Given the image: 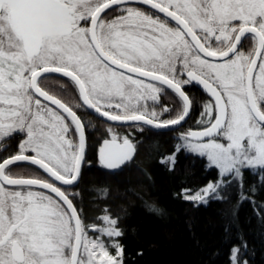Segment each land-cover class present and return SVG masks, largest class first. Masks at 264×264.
<instances>
[{
	"label": "snow or ice",
	"instance_id": "obj_1",
	"mask_svg": "<svg viewBox=\"0 0 264 264\" xmlns=\"http://www.w3.org/2000/svg\"><path fill=\"white\" fill-rule=\"evenodd\" d=\"M113 11L119 15L106 19ZM242 38L254 41L248 54L238 50ZM50 74L69 78L82 104L107 120L155 128L184 121L193 104L184 86L201 85L213 98L201 114L205 126L182 133L176 152L206 157L218 179L187 200L220 199L217 190L233 179L242 185L244 170H264V0H0V150L23 137L0 162V264H124L118 219L101 217L105 226H93L99 236L90 238L73 199L56 186L80 177L86 136L73 108L41 86ZM165 86L182 109L160 120L147 102ZM107 131L99 160L118 169L136 148ZM18 162L48 179L12 176ZM161 162L172 170L175 154ZM240 252L233 247L232 264H248Z\"/></svg>",
	"mask_w": 264,
	"mask_h": 264
},
{
	"label": "trees",
	"instance_id": "obj_2",
	"mask_svg": "<svg viewBox=\"0 0 264 264\" xmlns=\"http://www.w3.org/2000/svg\"><path fill=\"white\" fill-rule=\"evenodd\" d=\"M64 81L71 86V94L50 90L65 103L74 99L78 103L77 107L68 105L85 125L87 153L78 183L62 190L73 199L86 228L99 224L104 215L118 219L124 233L119 238L124 264H232L233 247L241 249L240 258L248 264H264V170H244L242 185L229 184L220 199L209 198L203 203L184 198L218 179V170L210 167L205 157L185 150L176 152L174 134L203 128L198 121L211 99L202 90L184 87L193 104L182 129L116 126L117 141L128 136L136 154L128 164L109 171L100 163L97 147L110 138L107 129L111 125L85 109L74 83ZM167 92L173 102L161 101L160 109H169L164 119L176 117L182 109L178 96ZM173 154L176 163L170 170L171 164L161 161ZM23 173L39 178L45 175L35 166Z\"/></svg>",
	"mask_w": 264,
	"mask_h": 264
},
{
	"label": "flooded vegetation",
	"instance_id": "obj_3",
	"mask_svg": "<svg viewBox=\"0 0 264 264\" xmlns=\"http://www.w3.org/2000/svg\"><path fill=\"white\" fill-rule=\"evenodd\" d=\"M134 7H138V8H140L141 9V7H142V5H140V4H134L133 5ZM143 8H145L144 6H143ZM146 10L148 9V8H145ZM150 12H151V14H156L154 11H152V10H150V9H148ZM110 11V10H109ZM105 15V17L106 18H108L109 16L111 17V19L113 18V17H115L116 15H119V14H117V12H115V11H113V12H111V14L110 15H108L107 13H105L104 14ZM161 18H163V16H161ZM110 19V18H109ZM253 47H254V41L252 40V39H250V38H245L244 40H243V43L241 44V46H240V48L238 49L239 51H242V52H247L248 51V53L253 49ZM50 80H58V81H63L64 82V80H65V78L64 77H61V76H59V75H55V74H50L49 76H48V78L47 79H43L42 80V83H41V86L45 89V90H47V91H49V93L50 94H53V93H51V90H50ZM191 85V84H190ZM167 90H169L168 88H166V87H164L163 88V90H162V92L159 94V103H155V104H153L152 106L153 107H155V110L158 112V113H160L161 112V109H160V103H161V95L163 94V95H165V94H168V92H167ZM53 95H55V94H53ZM162 95V96H163ZM57 98H59V97H57ZM60 99V98H59ZM160 115H161V113H160ZM160 115H159V118H161L160 117ZM137 125H140V124H137ZM135 126V125H134ZM184 127V126H183ZM179 129H182L181 127L179 128ZM178 129V130H179ZM190 129H188V131H189ZM182 134V133H181ZM23 137L22 136H20V135H17L16 137H14V138H12V139H9V140H7L6 142H5V144H6V149H4V150H0V162H2V160L4 159V158H7L8 156H10V155H13V154H16V152H17V146H18V143L20 142V140L22 139ZM108 140H110V139H108ZM119 142V141H118ZM103 146V144L101 143V145H99V147H97V151H98V153H99V150H100V148ZM29 166H34V165H32V164H29V163H26V162H18L17 164H14V165H11V166H9V169H8V171L10 172V174L12 175V176H14V177H24V178H29V176H28V174L26 173V174H24L23 172L24 171H29ZM36 167V166H35ZM38 168V167H37ZM41 170V169H40ZM43 171V170H42ZM45 175H42L40 178H43V179H48V177H47V174L46 173H44Z\"/></svg>",
	"mask_w": 264,
	"mask_h": 264
},
{
	"label": "rangeland",
	"instance_id": "obj_4",
	"mask_svg": "<svg viewBox=\"0 0 264 264\" xmlns=\"http://www.w3.org/2000/svg\"><path fill=\"white\" fill-rule=\"evenodd\" d=\"M146 8V7H145ZM145 8H143V6L141 7V9L140 10H142V11H144V12H147V13H150L151 14V12L147 9H145ZM117 14H119V12H117ZM111 19V17L109 16L108 18H106V19ZM114 18V17H113ZM109 19V20H110ZM245 54H248V51L247 52H245ZM50 89L52 88V89H55V93H57V91H60V92H63V93H66V95H69V94H71V92H72V90H71V86L68 84V83H66L65 81L63 82V81H58V80H50ZM187 86H189V85H187ZM187 86H184V87H187ZM58 87V88H57ZM59 89V90H58ZM53 92V91H52ZM163 95V94H162ZM161 95V100L160 101H164V100H167V101H169V102H173V100L170 98V97H168V96H166V94L165 95H163L162 96ZM63 97V96H62ZM63 100H65L64 99V97H63ZM69 100H70V97H69ZM76 100L74 99L73 100V102H69V101H67L66 100V103L67 104H75L74 106H78V103L77 102H75ZM148 103V105H149V110H151V108L153 107L152 105L154 104L152 101H148L147 102ZM156 103H159V99H158V101L156 102ZM86 109V108H85ZM204 110V109H203ZM161 115H160V117L161 116H163L164 115V112L161 110ZM213 115H215V113H213ZM160 120H168V119H164V118H159ZM170 119H172V118H170ZM201 119H202V116L200 117V119H199V121H198V126H200V127H204L205 126V124L204 123H200V121H201ZM111 125V124H110ZM131 126H134V125H130V126H128V127H131ZM110 128H112L113 129V131H115V125H111V126H109ZM122 127H127V126H122ZM115 128V129H114ZM188 132V129L187 130H185L184 132H182V133H187ZM70 135H72V138L75 140V137H73V134H70ZM181 135V134H180ZM180 135H178V134H174V137H175V139H176V145L178 144V143H181V141H180V139H179V137H180ZM110 138L109 139H111V134H110V136H109ZM206 141V140H205ZM220 142H224V143H226V141H224V140H221ZM186 152H189V151H187V150H185ZM189 153H192V152H189ZM192 154H194V155H197L196 153H192ZM206 158V157H205ZM207 159V158H206ZM209 163V162H208ZM218 170V169H217ZM258 169H253V171H257ZM213 183V182H212ZM231 183H239L237 180H235V179H233L232 180V182ZM230 183V184H231ZM229 184H227L226 186H224V187H221V188H219L217 191H218V193H219V196L220 197H222V195H223V193L221 192L222 191V189L223 188H227V186H228ZM203 189V188H202ZM36 190H38V189H36ZM196 194V193H195ZM194 194V195H195ZM209 198H215V195L214 194H210L206 199L208 200ZM93 226H95L96 228H101V227H104L105 226V224H104V221L103 220H101V222L99 223V224H97V225H91V226H89L88 228H86V231H87V234H88V236L90 237V238H96V237H98L99 236V233L97 232V231H94L93 230ZM102 239H104V241H105V244H106V246H108L109 247V251L113 254V255H115V252H113V250L115 251V249L114 248H112L110 245H109V240H107L108 238L107 237H101ZM240 258V257H239ZM241 259V258H240ZM242 260V259H241Z\"/></svg>",
	"mask_w": 264,
	"mask_h": 264
},
{
	"label": "water",
	"instance_id": "obj_5",
	"mask_svg": "<svg viewBox=\"0 0 264 264\" xmlns=\"http://www.w3.org/2000/svg\"><path fill=\"white\" fill-rule=\"evenodd\" d=\"M140 5H142V4H140ZM142 6H144V5H142ZM144 7H146V8H148V9H150V10H152L149 6H144ZM152 11H154V10H152ZM155 12V11H154ZM245 38H242V42H241V44L243 43V40H244ZM241 46V45H240ZM240 46H238V49L240 48ZM258 65H259V61H258ZM55 75H59V76H61V77H63L61 74H55ZM64 78H66V79H69V78H67V77H64ZM70 80V79H69ZM71 81V80H70ZM192 86H195V87H197L198 89H200V90H202L211 100L213 99L211 96H210V94H208L207 92H206V90H204L203 89V87L201 86V85H198V84H191ZM166 87V86H165ZM167 88V87H166ZM169 90H171V89H169ZM172 91V90H171ZM79 94V93H78ZM80 97V96H79ZM80 100H81V98H80ZM81 103H82V100H81ZM84 106V105H83ZM92 115H94L96 118H98V119H100V120H102V121H104V122H106V123H108V124H111V125H115V126H130V125H137V124H142V125H145V124H143V122H121V121H109V120H107V118H105V117H102V116H100L99 114H97V113H95L94 112V110H92L91 108H89V107H87V106H84ZM191 112H192V107H191V109H190V112H189V115L185 118V120L184 121H182L179 125H170L169 127H167V128H155V127H153V126H150V125H146V126H148V127H150V128H152V129H154V130H156V131H173V130H175V129H179L180 127H183L185 124H186V122L189 120V118H190V115H191ZM190 130H201V129H190ZM189 130V131H190ZM85 136H86V130H85ZM205 140H207V138H205ZM117 143H122V142H118L117 141ZM86 153H87V137H86V148H85V154H84V161L82 162V165H81V170H82V167H83V165H84V163H85V159H86ZM135 154H136V151H135V153H134V155H133V157H132V159L131 160H133L134 159V157H135ZM130 160V161H131ZM130 161H128V162H126L125 164H123L122 166H124V165H126V164H128ZM26 163H29V162H26ZM30 164V163H29ZM34 166H36V165H34ZM36 167H38V166H36ZM39 168V167H38ZM42 170V169H41ZM109 171H114V170H117V169H108ZM80 178V177H79ZM79 178H78V180L73 184V185H64V186H62L59 182H56V186H58V187H72V186H75L77 183H78V181H79ZM39 190V189H38Z\"/></svg>",
	"mask_w": 264,
	"mask_h": 264
}]
</instances>
